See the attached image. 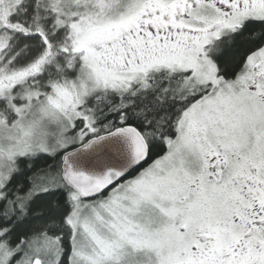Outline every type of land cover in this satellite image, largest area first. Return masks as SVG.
<instances>
[{"label":"snow or ice","instance_id":"obj_1","mask_svg":"<svg viewBox=\"0 0 264 264\" xmlns=\"http://www.w3.org/2000/svg\"><path fill=\"white\" fill-rule=\"evenodd\" d=\"M0 264H264V0H0Z\"/></svg>","mask_w":264,"mask_h":264}]
</instances>
